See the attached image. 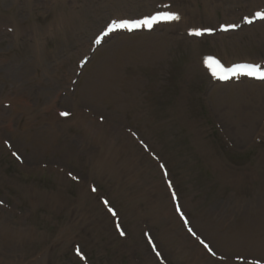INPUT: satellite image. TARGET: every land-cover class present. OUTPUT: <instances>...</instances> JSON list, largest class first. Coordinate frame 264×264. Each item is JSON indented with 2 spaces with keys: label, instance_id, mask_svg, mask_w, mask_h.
Listing matches in <instances>:
<instances>
[{
  "label": "rangeland",
  "instance_id": "rangeland-1",
  "mask_svg": "<svg viewBox=\"0 0 264 264\" xmlns=\"http://www.w3.org/2000/svg\"><path fill=\"white\" fill-rule=\"evenodd\" d=\"M14 1L0 2V20L5 22L0 23V26L5 25L3 31L0 30V264H161L160 259L171 264H194L183 249L189 248L187 242L193 243L191 248H200L208 258L209 261L199 264H225L217 259L211 261L196 239L186 233L174 211L171 188L165 178L173 181L193 227L211 241L218 253L228 257L229 263L236 264L233 256L264 260L262 254L216 246L221 242L217 239L219 236L210 234L214 233L212 228L203 230L199 226L198 219L202 216L210 220L214 228L223 229L229 224H222L224 217L230 213L240 217L245 207L264 201V160L261 159L264 135L251 137L250 131L248 139L238 138L237 129L216 112V106L208 97L210 78L196 63L197 58L210 51L226 54L234 60L264 58V45L248 42L255 35L253 30L264 29V24L242 26L234 35L219 36L218 32L205 38L187 36L184 30H177V39L171 43L164 62L155 66L132 65L125 70L126 74L132 72L143 80L138 91L141 100L136 102L138 110L128 112L107 102L81 101L89 73L105 59L104 51L114 53L115 44L139 38L134 34L114 35L106 41L103 52L91 53L87 64L78 68V61L89 51L91 38L110 16L105 14L93 21L86 18L88 14H82V10L108 13L115 8L117 0H51L53 5L50 6L46 0H35L32 5L26 0H19L15 5ZM145 1L151 7L165 0ZM166 1L174 2L177 10H184L188 16L194 11L197 23L213 28L221 22L239 20L242 15L264 6V0ZM55 3L57 6L53 7ZM205 6L212 10L207 20L203 14ZM59 14H66L68 22L75 25L73 33H69L70 41L62 50H58L56 37L51 36ZM77 18L83 25L81 29L76 25ZM7 25H19L30 37L21 38L20 31L15 33L10 30L14 27ZM37 27L42 28V33H48L39 36L37 43L49 52L50 69L33 71L26 87L16 91L19 82L12 79L11 70L14 71L17 62L11 57L34 45L33 34ZM164 29L166 27H157L154 32ZM233 38L240 44L237 48L228 45ZM190 67L196 69L195 78L186 76ZM20 92L28 94L29 102L38 106L32 109L34 122L30 131L25 126L27 117L13 105ZM45 93L53 98L50 111L42 110ZM82 105L95 110L91 114L97 130L101 127L98 116L104 118L101 125L108 127L123 122L125 128L135 130L150 145L147 151H135L136 168H131L128 175L112 179L101 171L104 164L93 163L96 155L90 148L97 131L81 122L75 123L74 115H60L63 110L73 114ZM254 112L256 121L263 123L264 106ZM61 121L68 123L63 125ZM42 124L43 130L40 129ZM50 127L59 129V136L52 141V146H46L44 135ZM22 131L29 133L23 135ZM200 132L205 142L201 146L196 143ZM31 134L43 136L44 140H35ZM89 140L92 144L88 146ZM209 152L223 161L224 167L220 169L226 167L232 171L234 185H225L222 178L217 177L212 159L208 158ZM13 154L21 160L15 159ZM260 160L262 164H258ZM161 162L170 176L165 175L159 165ZM203 182H209L207 187ZM94 184L100 189L99 193L90 191ZM57 193L61 200L53 204L51 200ZM230 194L243 201L238 214L234 201L226 199ZM100 196L106 197L116 209L125 237L120 236ZM160 208L168 209L164 214L167 220L160 219ZM145 231L156 248L147 242ZM218 232L215 234L219 235Z\"/></svg>",
  "mask_w": 264,
  "mask_h": 264
},
{
  "label": "bare ground",
  "instance_id": "bare-ground-1",
  "mask_svg": "<svg viewBox=\"0 0 264 264\" xmlns=\"http://www.w3.org/2000/svg\"><path fill=\"white\" fill-rule=\"evenodd\" d=\"M5 1L9 0H0V2L3 3H5ZM18 1L19 0H15L13 3L16 5L18 4ZM34 1L35 0H26V3L28 5H32ZM146 2L147 1L145 0H117V5H115V8H111L110 13L115 14L127 11L134 12L139 9L153 8L155 6L153 4V6L150 7L149 2L148 5H146ZM166 2L167 1H160L157 3ZM56 6L57 5L55 3L53 7ZM153 11L156 10L154 9L151 12ZM82 12V14H88L86 18L90 17L93 21L98 19L99 16L105 15V13L103 12H100L98 14V12L91 13L88 10H82ZM191 12L194 14L188 16L189 19L186 17L187 15L185 14V12H183V15L180 14V18L178 17V23L173 21L174 17L177 16V14L175 15L173 13V18L169 22L167 21L164 23H159L157 25L159 27H163L166 25L167 28L164 29V31L158 33L151 31L150 33H152V35L148 34L149 32H145L144 30L140 33L133 32L132 34L139 36L138 39H132L119 45L115 44V46L112 47V49H114V53L106 54L104 51L103 54L105 56V59L97 63L89 73V79L84 86L83 98H81V101H91L98 104L101 102H107L118 110L124 109L128 110V112L129 110H138L139 103L136 102L141 100L138 91L140 90V86L143 83V80L141 78H137V76H134L132 72L126 74L125 70L132 65L145 64L148 66H155L164 62L167 58L166 55L168 54L171 43L175 39H177V37L175 36V33L177 31L176 25L177 27H183L188 30L190 28L188 26L190 25L188 22H194L193 16L197 15V13H195L194 11ZM211 12V8H208V6L204 7L203 14L205 16H203L204 18H206V20L209 19V15H211ZM65 15L66 14H59V16H56V19L54 20L56 21V24L54 27V31L51 34V36L54 35L56 37V40L58 42V50H62L66 45L65 43H68V41H70L69 33H73L72 30L75 27V25L68 22V20L65 18ZM0 23H4V20H0ZM96 24L97 22L95 23V25ZM186 24L188 25L184 26ZM255 24H264V20L256 22ZM255 24H252L250 27L256 26ZM76 25L80 27V29L83 27V25L81 26L80 20L78 18L76 20ZM17 31H20V29L17 28ZM253 32L255 35L251 36V39L248 42H250L251 45H256V43L264 45V29H254ZM123 33L124 32H120L119 34L122 35ZM236 33L237 32L231 31L228 33H221L219 36L234 35ZM40 34L41 30H37L35 37H38ZM46 42L47 41H45V43ZM222 43L223 45H225L226 42L222 41ZM228 45L232 48H237L240 44L236 41V39H234L232 40V42L230 41ZM104 48L105 44L103 43L96 52L101 53ZM19 53L20 54H18L16 57H12V59L17 62L14 67V71L11 70L12 79H15V81L18 80L17 82H19V86H16V91L22 90V88L26 87L25 84L27 83V80L29 79L33 71L38 72L39 70H45V72H47L50 69L49 52L45 49V47H40L38 43L30 46V48L24 49V51L22 50V52L20 50ZM221 58L227 64L236 61H243L242 59L232 60V58L227 56L226 54H221ZM255 59L256 60L250 59V61H263L259 57ZM261 64L264 65V62ZM195 71V68L190 67V69H188L187 71L186 76L188 78H195L197 76ZM186 76L185 78H187ZM47 86H49V83L48 85H46V87ZM209 88L210 90L208 97L216 106V112L222 115V120L226 121V123L229 124L232 128L237 129L238 138L248 139L250 131H252V137L253 134L257 135L264 130V125L257 122L255 119V116L257 117L256 113L258 111H256V113L254 112V110H260L264 106V81H255L247 78H242L237 82L232 79L231 81L225 83H222L220 81H209ZM49 89H51V87ZM45 94L47 96L43 98L45 101L43 102L42 110L50 111L51 107L53 106V98L51 94ZM14 99V108L17 111L25 114V116L27 117V123H25V126L27 128L26 130L30 131L32 123L34 122V118L31 117V113L33 112L32 109H37L38 106L34 105L32 101L29 102L28 94L25 93L17 95ZM83 108L84 106L82 105L81 108H79L74 113V121L75 123L81 122V125H88L93 128L95 123L93 121L92 114H87L86 112L88 110H82ZM92 110L95 112L93 108H91V111ZM61 122L63 123V125H66L68 123V121ZM123 124V122H118V124L112 127L102 125V130L109 128L113 130L116 129V131H97L99 136H94V140L92 139L93 144L91 143V140H89V142L87 143L88 146L89 144H92L90 145L91 151H93L92 153L96 155V160L93 161V163L99 165V162H102L104 164L103 166H101L104 168L103 172L109 175L112 179L119 178V176L122 174L128 175V173L131 172V168H136V159L138 157L135 151H142V148L138 145L136 140L132 136L126 134V128L123 127ZM51 126L55 125L51 124ZM42 128L45 129V126L43 124L40 126L41 130H43ZM47 130V133L44 135L46 136L45 139L47 141L44 143L47 144L46 146H52V141L56 140V138H58L59 136V129L50 127ZM28 133L29 132L27 131H22L21 134L27 135ZM31 136L35 140H44L43 136L34 134H31ZM203 138L204 136L201 134V132L198 133L196 136V143L201 146L203 143H205L203 142ZM84 146L85 142L83 144V147ZM209 154L210 157L208 158L212 159L213 166L217 170V177L222 178L225 185H234V178L230 174L232 171L228 170L226 167L223 168V161L217 159L212 152H209ZM90 157L92 158V160H94L93 156ZM261 159L264 160L263 153H261ZM258 164H262L261 160ZM221 166H223L222 169H220ZM252 170L254 171L255 168H252ZM257 176L258 174L256 172L255 177L257 178ZM231 199L234 201L235 211L237 210L236 213L238 214L241 207H243V201L240 197L237 196H232ZM60 200V194L57 193L54 194L51 203L55 204ZM160 204L161 203H159V205ZM167 211L168 209H159V213L161 214L160 219L162 218L164 220H167V218L164 216V214H167ZM230 214L222 219L223 225H225V222H229V224L223 229L214 228L215 225L212 224L210 220L206 219V217L202 216H200V218L198 219L199 222H201L199 226L203 230L207 229V227L212 228L214 233L210 234H214L215 237L219 236L218 238H216L221 242L220 245L216 246H221L226 250H239L244 251L245 253H257L264 255V201L258 202L254 207H245L240 214V217L239 215L232 216ZM217 230L220 231L218 232L219 235L215 234V231ZM188 245V249H183L187 254L186 257L193 261L194 264L209 261L199 248H197L196 246H193L191 248L193 244L190 242H188ZM211 246L215 248V246Z\"/></svg>",
  "mask_w": 264,
  "mask_h": 264
}]
</instances>
